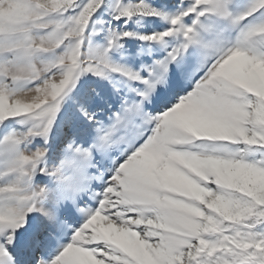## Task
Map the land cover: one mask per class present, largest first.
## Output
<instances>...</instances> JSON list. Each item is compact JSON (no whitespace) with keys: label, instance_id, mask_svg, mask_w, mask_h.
Returning <instances> with one entry per match:
<instances>
[{"label":"snow or ice","instance_id":"1","mask_svg":"<svg viewBox=\"0 0 264 264\" xmlns=\"http://www.w3.org/2000/svg\"><path fill=\"white\" fill-rule=\"evenodd\" d=\"M0 264H264V0H0Z\"/></svg>","mask_w":264,"mask_h":264}]
</instances>
